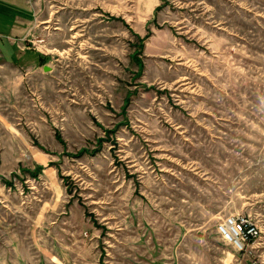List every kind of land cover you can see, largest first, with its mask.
Segmentation results:
<instances>
[{
  "label": "rangeland",
  "instance_id": "obj_1",
  "mask_svg": "<svg viewBox=\"0 0 264 264\" xmlns=\"http://www.w3.org/2000/svg\"><path fill=\"white\" fill-rule=\"evenodd\" d=\"M32 3L45 59L0 56V264H264V0Z\"/></svg>",
  "mask_w": 264,
  "mask_h": 264
},
{
  "label": "crops",
  "instance_id": "obj_2",
  "mask_svg": "<svg viewBox=\"0 0 264 264\" xmlns=\"http://www.w3.org/2000/svg\"><path fill=\"white\" fill-rule=\"evenodd\" d=\"M35 25L32 0H0V56L16 65H24V60L31 56L33 63L40 62L43 55L31 51L28 44Z\"/></svg>",
  "mask_w": 264,
  "mask_h": 264
},
{
  "label": "built area",
  "instance_id": "obj_3",
  "mask_svg": "<svg viewBox=\"0 0 264 264\" xmlns=\"http://www.w3.org/2000/svg\"><path fill=\"white\" fill-rule=\"evenodd\" d=\"M37 41L43 42L44 39L41 38ZM217 229L224 242L232 245L236 251L243 253L249 250L251 244L257 241L262 232L260 225L246 214L228 215L218 224ZM250 264H255V262Z\"/></svg>",
  "mask_w": 264,
  "mask_h": 264
},
{
  "label": "trees",
  "instance_id": "obj_4",
  "mask_svg": "<svg viewBox=\"0 0 264 264\" xmlns=\"http://www.w3.org/2000/svg\"><path fill=\"white\" fill-rule=\"evenodd\" d=\"M119 19H122V20H124L123 18H121V17H118ZM142 39V38H141ZM41 59L43 60V59H45V57L44 56H41ZM136 59H137V62L140 64V67H142V60H141V58L140 57H136ZM140 70H141V68H140ZM99 142H101V140L99 139ZM89 151H94V149L93 150H90L89 148H82V149H80L77 153H75L76 155H81V154H83V153H85V152H89ZM41 169H42V165L40 164V165H38L37 167H36V171L35 172H39V171H41ZM28 171H30V172H33V171H31V170H29L28 169Z\"/></svg>",
  "mask_w": 264,
  "mask_h": 264
},
{
  "label": "water",
  "instance_id": "obj_5",
  "mask_svg": "<svg viewBox=\"0 0 264 264\" xmlns=\"http://www.w3.org/2000/svg\"><path fill=\"white\" fill-rule=\"evenodd\" d=\"M47 67V65H45V68Z\"/></svg>",
  "mask_w": 264,
  "mask_h": 264
}]
</instances>
